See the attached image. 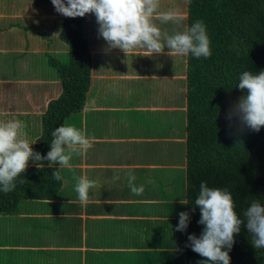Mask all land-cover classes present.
Here are the masks:
<instances>
[{"label": "crops", "instance_id": "crops-1", "mask_svg": "<svg viewBox=\"0 0 264 264\" xmlns=\"http://www.w3.org/2000/svg\"><path fill=\"white\" fill-rule=\"evenodd\" d=\"M160 5L183 17L157 22L162 31L187 27V0ZM64 17L51 0H0V120L24 121L30 143L41 133L47 102L60 92L54 54H67L62 40L48 48L54 34L40 31L47 25L57 32ZM98 30L94 13L81 17L90 84L83 108L64 120L94 137L93 147L73 156L70 168L54 165L63 179L53 198L21 200L13 213L0 214V264H172V254L184 249V240L183 247L170 245L162 224L185 211L187 57L167 48L151 56L107 51ZM5 59L15 71L6 70ZM129 169L144 186L141 196L127 185ZM80 176L97 181L86 206L75 191Z\"/></svg>", "mask_w": 264, "mask_h": 264}, {"label": "trees", "instance_id": "trees-1", "mask_svg": "<svg viewBox=\"0 0 264 264\" xmlns=\"http://www.w3.org/2000/svg\"><path fill=\"white\" fill-rule=\"evenodd\" d=\"M202 20L211 40L209 58L187 56L186 62V187L185 211L190 222L184 233L185 264H198L206 258L192 251L188 236L199 238L204 225L194 202L199 186L228 188L236 201L242 220L244 210L253 200L264 204V127L254 132L229 124L227 114L246 90L236 87L239 75L246 70L258 74L264 70V0H187V27ZM60 39L69 47L67 62L54 61L60 92L50 99L41 114V133L33 149L46 156L51 150V133L64 120L84 106L90 84L91 59L81 33V17H64ZM36 162L21 174L16 188L0 192V214L13 213L25 199L53 198L61 181L52 173L57 167ZM195 208V211H193ZM227 250V249H224ZM230 264H264V249H255L245 224L235 235L229 252Z\"/></svg>", "mask_w": 264, "mask_h": 264}, {"label": "clouds", "instance_id": "clouds-1", "mask_svg": "<svg viewBox=\"0 0 264 264\" xmlns=\"http://www.w3.org/2000/svg\"><path fill=\"white\" fill-rule=\"evenodd\" d=\"M55 10L65 17H84L94 13L99 24V35L107 42V51L111 49L129 51L140 49L151 56L153 53L194 58H209L212 55L211 40L206 25L202 20L195 21L183 31L169 34L162 31L159 24L180 23L183 19L176 11H161L160 0H51ZM246 95L229 110L227 120L231 125L236 121L241 128L259 132L264 127V70L258 74L243 71L236 85ZM51 150L47 155L36 152L29 142L27 124L17 118L0 120V192L10 193L16 188V181L21 183V174L25 173L30 161L42 169V161H48V167L57 163L59 168H70L73 156H81L93 147L94 137L86 134V130L73 125L64 124L51 133ZM56 181L63 178L59 170L52 173ZM75 191L81 205L90 202V192L96 188L97 181L87 176L77 177ZM114 175L113 180H119ZM136 176L129 169L127 185L131 193L141 196L144 186L135 184ZM188 204L187 199L180 200ZM199 207L201 218L199 224L204 225L199 238L195 234L188 236V244L192 251L206 258L198 264H230L231 251L235 243V235L245 224L251 234L252 246L264 249V204L253 200L244 210L245 220L236 211V201L228 188L209 187L206 181L199 186V193L194 202ZM195 211V208H193ZM189 212H180L176 231L185 232L190 222ZM227 249V250H224Z\"/></svg>", "mask_w": 264, "mask_h": 264}, {"label": "rangeland", "instance_id": "rangeland-1", "mask_svg": "<svg viewBox=\"0 0 264 264\" xmlns=\"http://www.w3.org/2000/svg\"><path fill=\"white\" fill-rule=\"evenodd\" d=\"M54 28H55V30H56V28L58 29L57 30V32L55 31V33H53V31L52 30H50V27H48L47 25H45L44 26V28H43V30L42 31H40V34H42L41 32H44V33H48V34H50V36L52 35V34H54L53 36H51V38L52 39H54V40H52V41H50V40H46L45 42H44V44H52V45H48L49 47L48 48H51V47H53V46H55V45H57L58 43H61V39H60V37L58 36V31H60L59 29H60V25H54ZM59 37V38H58ZM63 45H65V47H66V49H67V54L66 55H61V54H58L57 55V53L56 54H54L57 58H56V60L57 59H59L60 61H62V62H67L68 60H69V47H68V45H66L65 44V42H64V44ZM58 51H59V49H58ZM61 51V50H60ZM57 52V51H56ZM41 54H31V55H29V56H40ZM19 58L18 57H13L12 59H11V61H14V63L15 62H17V60H18ZM3 63H5V66H6V68H7V65H8V68L6 69V70H8V72H12V71H15V69L12 67V63L10 62H8L6 59L3 61ZM0 64H2L1 62H0ZM7 64V65H6ZM16 64V63H15ZM54 72H55V70H54ZM161 194H167V193H161ZM173 215H175L174 214V211H173V213H172ZM176 215H178V214H176ZM178 221H179V219H175L174 221H172V222H169V221H165L162 225L164 226V234L168 237V236H170V232H171V236H172V238H171V241H170V245H174V246H176V247H178L179 245L181 246L182 245V247H183V232H182V235L179 233L180 231H176V230H173V229H175L176 228V226H177V224H178ZM162 225H160L159 227H158V224H156V226H155V229L157 230L158 228H160ZM170 228H172V229H170ZM165 239V238H164ZM165 243H167L168 241H167V239H165ZM173 255V257L171 258V260H172V264H179V261L181 262V264L183 263V261L185 260V252H184V249H183V251L181 252V253H173L172 254Z\"/></svg>", "mask_w": 264, "mask_h": 264}]
</instances>
